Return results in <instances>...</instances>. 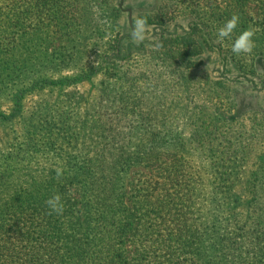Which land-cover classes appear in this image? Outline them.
<instances>
[{
    "label": "trees",
    "instance_id": "1",
    "mask_svg": "<svg viewBox=\"0 0 264 264\" xmlns=\"http://www.w3.org/2000/svg\"><path fill=\"white\" fill-rule=\"evenodd\" d=\"M15 1L24 7L26 15L47 16L61 9V0ZM231 1L234 4L231 8L212 10L215 20L222 25L233 14L244 20L250 13L249 0ZM206 3L213 7V0ZM260 3L264 11V0ZM115 9L120 16L123 0L118 1ZM141 18L146 20V25L166 24L156 15ZM189 27L175 42L181 49L175 68L171 65L173 53L166 57L179 83L185 84L196 76L189 72L193 69L189 67L196 63L194 58L209 48L207 40L199 35L197 22ZM134 30L130 25L126 33L119 25L118 35L109 48L111 53L105 57L107 61L116 64L135 49L141 58H145L141 53L146 51L155 59L154 52L160 46L173 45L161 33L158 43L152 42L154 46L150 50H142L143 43L129 40ZM2 40L0 50L7 51L8 48H2ZM223 58L230 63L227 55ZM118 77L114 78L123 85ZM224 77L210 82L216 93L228 96L226 80L237 77ZM108 84L99 90L84 112L85 119L79 121L83 130L89 124L86 118L90 117V130L98 135L100 144H82L79 149L83 152L75 159L64 158L61 168L55 166L43 175L29 176V181L8 184L5 171L0 172V264H264V178L259 172L246 183L248 199L242 212L237 209L228 212L225 206L234 193L241 162L233 144L225 143L223 168L219 172L220 193L208 196L206 206L203 202L196 203L193 189L186 191L185 187L189 188L186 145L175 143L171 128L166 125L158 128L162 120L154 98L136 93L133 83L124 88H110ZM63 111L53 103L44 106V146L48 150L61 147L60 141L65 139L77 142L83 135L81 127L74 126ZM37 117L42 116L37 114ZM33 126L36 132L37 125ZM140 130L149 132L148 136L143 133V137L150 140L132 155L130 136ZM66 131L70 133L65 134ZM196 133L201 137V130ZM124 136L127 142L121 140ZM161 140L169 142L170 150ZM37 149L34 144L20 148L15 151L14 159H21L29 152L33 154ZM91 150L93 156L89 155ZM133 164L145 168L150 175L134 189L130 202L124 175ZM58 168L62 170L59 176ZM55 194L61 196L64 205L59 215L49 214L45 204ZM198 207L201 217L195 215Z\"/></svg>",
    "mask_w": 264,
    "mask_h": 264
},
{
    "label": "rangeland",
    "instance_id": "2",
    "mask_svg": "<svg viewBox=\"0 0 264 264\" xmlns=\"http://www.w3.org/2000/svg\"><path fill=\"white\" fill-rule=\"evenodd\" d=\"M118 1L61 0L59 12L34 16L26 15L24 7L15 0H0V40L4 39L2 48H8L0 50V116L4 117L0 118V172L5 171V181H29V176L43 175L55 166L61 168L64 158L75 159L83 152L79 149L82 144H100L98 135L90 130V117L86 118L89 124L83 130L79 121L85 119L84 112L106 83L110 88L133 83L136 93L154 98L162 120L158 128H171L175 143L186 145L189 188L185 187L186 191L193 189L196 203L206 206L210 196L219 195L224 144H233L241 167L234 193L225 207L228 212H242L248 199L246 183L256 171L264 178V11L260 0H249L250 13L239 20L231 37L223 40L217 36L223 25L215 20L212 10L233 7L231 0H213L210 8L206 0H123L120 16L115 9ZM146 15H156L166 24L146 25L144 39L139 41L143 43L142 50H150L161 33L173 45L160 46L154 52L155 59L146 51L141 53L145 58H141L135 49L116 64L107 61L105 57L111 53L109 48L118 35L119 25L129 33L130 25L135 28V21ZM196 22L199 35L207 40L209 48L194 58L196 63L189 67L193 68L190 75L196 74L193 80L179 83L166 57L173 53L171 65L175 68V59L180 58L181 52L175 42ZM250 27L255 30V47L251 53L234 54L233 42ZM129 40L139 43L134 38ZM225 55L230 59L228 64ZM224 76L237 77L226 80L228 96L216 93L212 84ZM114 77L121 78L124 84L120 85ZM49 103L64 110L72 124L81 127L83 135L77 142L65 139L60 141L61 147L50 150L44 146V106ZM37 114L42 117L38 119ZM33 125H37L36 132ZM200 130L201 137L196 133ZM143 133L149 134L140 130L130 136L132 155L150 140ZM121 140L128 141L125 136ZM32 144L38 148L33 154L14 159L15 151ZM210 146L214 148L210 150ZM168 147L170 150L171 146ZM93 154L91 150L89 155ZM147 175L150 174L145 168L135 164L125 173L130 202L134 189ZM201 193L204 199L199 197ZM198 209L195 215L201 217V208Z\"/></svg>",
    "mask_w": 264,
    "mask_h": 264
},
{
    "label": "clouds",
    "instance_id": "3",
    "mask_svg": "<svg viewBox=\"0 0 264 264\" xmlns=\"http://www.w3.org/2000/svg\"><path fill=\"white\" fill-rule=\"evenodd\" d=\"M239 23V16L236 14H233L226 22L225 24L220 27L217 31V36L220 40H223L225 38L231 37V34L233 33L234 29L237 27ZM146 28V20L143 18L137 19L135 21V30L132 33L133 38L136 42L142 41L144 39V31ZM255 35V30L251 27L248 29H245L233 42L231 51L234 54H241V53H251L253 48L255 47V42L252 39ZM57 175L62 174L61 169H56ZM45 204L49 208L51 213L56 214H62L64 211V205L61 202V196L59 194H55L51 197H49Z\"/></svg>",
    "mask_w": 264,
    "mask_h": 264
}]
</instances>
